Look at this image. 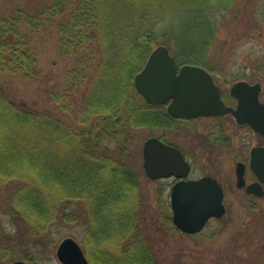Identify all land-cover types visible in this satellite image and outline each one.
<instances>
[{"label":"trees","instance_id":"16d2710c","mask_svg":"<svg viewBox=\"0 0 264 264\" xmlns=\"http://www.w3.org/2000/svg\"><path fill=\"white\" fill-rule=\"evenodd\" d=\"M166 1L41 0L42 8L18 5L0 17V191L7 192L6 213L27 223L29 236L45 234L58 222L86 223L85 251L94 264H161L142 227L145 212L136 165L141 149L133 130L172 127L181 119L167 112L166 104L148 103L133 82L152 42L159 40L156 21L169 16ZM173 1L196 11L197 4L200 9L219 4ZM68 3L74 11L58 24L61 54H80L67 73L66 89L53 92L51 100L79 129L66 115L17 100L1 82L4 74L30 79L40 75L31 38L19 26L39 27L45 14L60 16ZM195 26L196 38L209 31ZM196 48L184 52L181 46L182 52L174 54L178 64L204 67ZM99 118L102 123L94 127ZM22 234L8 235L10 245L0 246V264L16 257L12 248ZM42 242L47 249L53 247L50 239ZM24 258L40 264L29 253Z\"/></svg>","mask_w":264,"mask_h":264},{"label":"rangeland","instance_id":"374dc122","mask_svg":"<svg viewBox=\"0 0 264 264\" xmlns=\"http://www.w3.org/2000/svg\"><path fill=\"white\" fill-rule=\"evenodd\" d=\"M29 3L38 8L44 6L41 0H0V17L8 15L14 6ZM216 3L219 4L202 9L197 4L196 11L187 6L177 7L173 0H167L164 11L169 16L156 21L159 40L152 42L151 46L154 48L165 41L175 54L181 46L185 52L197 44L198 57L206 62L205 69L216 76L227 104L236 105L237 100L233 99L229 88L243 79L262 83L264 100V0H219ZM73 11V6L68 3L60 16L45 14L39 27L26 23L19 26L21 32L31 38L29 47L37 57L41 73L36 79L11 74L1 77L4 87L17 100L67 118L61 105L51 100V94L66 89L67 73L80 54L75 50L68 55L61 54L58 24L69 19ZM189 11L195 13L197 20ZM198 24L200 28L206 26L209 31L196 38L195 25ZM175 35L179 39L175 40ZM68 119L73 127L80 128L73 119ZM101 123L99 118L92 125L98 127ZM173 125L133 130L136 145L141 149L136 165L143 197L140 206L145 212L142 227L147 232L149 248L161 264H264V195L249 194L244 187H238L235 171L239 159L248 164L251 148L262 144V138L249 125L239 124L231 114L181 119L179 124L175 122ZM155 134L185 151L193 166L190 177L211 175L226 185V213L209 220L197 233L185 232L174 226L173 219L169 220L173 214L170 205L173 178L154 180L145 173L143 144L147 137ZM246 179L248 182L255 179L248 168ZM6 196L7 192L0 191V246L10 245L8 235L17 237L18 231L24 234L14 242L12 250L16 257L7 259L5 264L26 260L27 253L37 258L40 264H64L58 259L57 249L66 237H74L86 249V223L58 222L45 234L29 236L27 223L6 213ZM49 239L53 243L51 249L42 242ZM88 258L89 261L95 259L90 254ZM89 264L94 263L90 261Z\"/></svg>","mask_w":264,"mask_h":264},{"label":"water","instance_id":"95a60500","mask_svg":"<svg viewBox=\"0 0 264 264\" xmlns=\"http://www.w3.org/2000/svg\"><path fill=\"white\" fill-rule=\"evenodd\" d=\"M135 86L148 103H167L175 117L193 118L200 115H222L231 112L241 124H250L264 136V102L259 100L261 84L245 80L235 82L231 93L239 99L238 106L226 105L221 88L207 69L196 64L178 68L168 46L160 44L151 50L144 67L135 76ZM250 168L258 180L250 182L246 191L264 195V146L251 148ZM143 166L151 179L175 176L179 180L171 188L174 225L188 233L201 231L211 217L226 212L224 190L212 176L188 179L191 164L181 149L166 143L160 136L151 135L143 144ZM238 186L246 184L245 163L237 164ZM58 259L64 264H89L79 240L66 237L57 249ZM11 264H34L18 260Z\"/></svg>","mask_w":264,"mask_h":264},{"label":"flooded vegetation","instance_id":"af4514ba","mask_svg":"<svg viewBox=\"0 0 264 264\" xmlns=\"http://www.w3.org/2000/svg\"><path fill=\"white\" fill-rule=\"evenodd\" d=\"M212 76H213V78H214V81L217 83V81H216V76L214 75V74H212ZM262 84V83H261ZM222 89V88H221ZM222 91V90H221ZM231 94V93H230ZM263 94V86H262V89H261V91L259 92V100H261V101H264L263 99H262V95ZM232 95V94H231ZM222 96H223V91H222ZM234 98L233 99H236L237 100V103H236V105H233V106H237V104H238V101H239V99L236 97V96H234V95H232ZM224 98V97H223ZM230 105V104H229ZM229 114H231V113H229ZM228 115V114H227ZM226 115V116H227ZM200 117H210V116H198L197 118H200ZM213 117H219V116H213ZM177 119H185V118H177ZM186 120H191L190 118H186L185 119V121ZM245 125V124H244ZM259 135V134H258ZM261 138H262V144H257L256 146H264V137H262V136H260ZM185 152V151H184ZM183 152V153H184ZM186 154V153H185ZM186 156H187V154H186ZM250 159V154H249V157H248V164L246 163V161H244V160H238V162H243V163H245V177H246V172H247V168L250 170V167H249V160ZM238 162H237V164H238ZM192 168H193V166H192ZM236 168H237V165H236ZM251 171V170H250ZM236 175H237V173H236ZM203 176H208V175H202V176H197V179H199V178H201V177H203ZM209 176H211V175H209ZM213 178H215V179H217L220 183H221V185H222V187H223V189H224V191L226 190V185L223 183V182H221V180H219V178L218 177H215V176H212ZM254 177H255V175H254ZM171 178H173V180H174V182L175 181H177L178 179L177 178H175V177H171ZM189 178H193V177H190V175H189V177H188V179ZM257 178L255 177V179H253V181H255ZM247 180V179H246ZM251 181V180H250ZM253 181H251V182H253ZM173 182V183H174ZM248 182V181H247ZM248 183H250V182H248ZM244 188L246 189V186H244ZM223 191V192H224ZM250 194V193H249ZM225 195H226V193L224 192V201H225ZM223 201V202H224ZM226 204V203H225ZM213 218H215V217H212V218H210V220L211 219H213Z\"/></svg>","mask_w":264,"mask_h":264}]
</instances>
